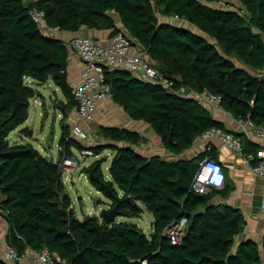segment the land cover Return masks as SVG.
<instances>
[{"label": "trees", "instance_id": "16d2710c", "mask_svg": "<svg viewBox=\"0 0 264 264\" xmlns=\"http://www.w3.org/2000/svg\"><path fill=\"white\" fill-rule=\"evenodd\" d=\"M33 7L45 11L47 26L63 31L125 29L175 86L218 93L234 117L264 125V75L258 74L264 69V0H0V206L9 223L7 239L21 252L55 250L70 264H264L258 241L246 238L234 249L235 236L245 229L241 209L210 201L217 193L226 196L228 187L208 192L192 187L200 159L212 155L214 145L192 158L148 156L137 149L148 140L139 131L99 124L102 140L90 146L96 154L114 150L110 177L102 167L106 156L83 170L88 176L92 171L90 180L110 197V208L118 203V215L110 222L96 214L77 215L60 164L73 147L85 146L66 121L77 108L67 70L70 49L61 37L41 30L31 16ZM114 13L124 27L116 25ZM158 13L178 15L197 30L161 21ZM104 71L113 100L132 118L150 123L175 153L213 126L225 129L193 97L127 69ZM50 78L66 96L59 106L64 115L57 160L29 141L9 137L28 118L31 99L41 94L38 86ZM22 130L32 133L28 126ZM143 206L153 213L150 234L134 221L117 220L139 216ZM182 216L187 228L173 243L166 228ZM261 245L264 249V237ZM0 264L6 262L0 258Z\"/></svg>", "mask_w": 264, "mask_h": 264}, {"label": "built area", "instance_id": "2783aa9c", "mask_svg": "<svg viewBox=\"0 0 264 264\" xmlns=\"http://www.w3.org/2000/svg\"><path fill=\"white\" fill-rule=\"evenodd\" d=\"M31 16L44 33L61 37L68 48L75 50L85 63L81 80L73 85L78 120L72 123L71 134L81 141L88 140L93 136V131L84 127L82 121L95 120L99 104L112 97L111 85L105 81V67L127 69L142 80L161 83L177 94L193 97L210 110L223 108L221 104L222 97L218 93L208 89L198 91L185 83H179L178 86H175L174 79L162 75L142 49L134 48L131 36L123 28L114 31L108 42H103L89 35L77 33L66 35L63 30L47 26L45 11L38 7L31 9ZM174 18L179 17L178 15L171 17V19ZM258 74L264 75V69L259 71ZM237 130L229 131L213 126L199 134L194 142L201 143L203 150L207 149L209 152L215 140L228 145L232 150L243 152V162L248 163L254 172L264 179V125H258L251 119H246ZM238 132L254 133L261 139L259 147L255 150H245ZM95 154L94 149L89 145H85L80 149L82 157ZM60 164L63 174L74 172L80 170L81 159L73 153L64 156L60 160ZM199 165L200 167L192 181V187L196 191L208 192L211 188L222 187L225 184L224 168L218 160L207 154L200 159ZM3 212L4 209L0 206V213ZM261 215H264V194L262 196L261 212L255 213L253 217L258 218ZM187 222V216H182L166 228L173 243H177L185 233ZM151 230L152 226L150 232ZM0 258L6 264H70L65 257L55 250L47 247L40 249L27 247L21 252L8 239L0 240Z\"/></svg>", "mask_w": 264, "mask_h": 264}, {"label": "crops", "instance_id": "0c3cea01", "mask_svg": "<svg viewBox=\"0 0 264 264\" xmlns=\"http://www.w3.org/2000/svg\"><path fill=\"white\" fill-rule=\"evenodd\" d=\"M114 16H115L116 25L118 27H124L120 19V16L117 13H114ZM159 16H160L159 19L161 21H171V22L182 24V25H185L184 22H186L188 23V25H185V26H188L193 30H197V27L195 25L189 23L186 20H183L180 18L171 19L172 16L168 17L162 14H159ZM75 33L89 35L100 41L108 42L112 34V29H109V28L98 29V28H93V27H88V26H82L80 29L76 31H70V30L64 31V34L66 35H72ZM133 45L135 49H142L140 44L136 41L134 42ZM67 70H68V78L72 86L81 80L83 72L85 70V63L82 61L78 53L72 49L69 50ZM51 80L52 79L50 78L46 83H43L38 86V89L41 92V94L39 95L41 96V99H38L37 97L32 98L35 102H38L39 104L43 106V109L39 112V114L42 116V123H41L42 128H44L45 126V117H46L45 95L43 93V88H45V85L48 83L50 85L51 83L49 81ZM56 107L59 108V105ZM207 109L210 111V113L215 118L223 122L226 130L238 131L237 129L241 126L243 122H245V120L234 117L229 111L225 110L224 108L216 109V110H210L209 108ZM61 111L63 114V110ZM27 120L28 118L25 120V122ZM77 120H78L77 109L73 108L69 112L66 118V121L69 123L71 127L72 123L76 122ZM95 120L97 121V125L99 124L119 125V126L128 127V128L139 131L148 140L138 145L137 149L140 152L148 156L152 154H160L161 156L165 158H169V159H175L179 157L192 158L204 152L203 145L197 142H194L190 148L183 150L180 154L169 150L164 145L161 137L156 133V131L154 130L153 126L150 123L144 120L134 119L131 116H129V114L124 110L123 106L115 102L112 97L99 104V107L96 112ZM82 122L85 123L84 121ZM22 124L17 126L14 130L20 128ZM26 126L32 129L29 125H26ZM22 128L19 129L20 131L18 132V134L12 135L11 137L10 136L11 132L14 131L12 130L9 134V137L16 138L18 139V141H21V142L23 141L31 142V138L35 137L34 130L32 129V133L29 134L26 131H23ZM238 134L240 135L243 141L245 150L256 149L257 147H259L261 139L258 136H256L254 133L250 132L249 134H247L245 132H238ZM101 140L102 139L100 138V141ZM214 146H215L214 152L211 156H214L215 159L218 160L223 165L224 172L226 175L225 184L222 187H218V189L222 191L228 187V193L226 196H224L221 193H217L212 196L210 201L213 203L227 202L241 209L244 215V218L246 220L245 229L243 230V232L235 236L234 249L242 240L246 238H252L258 241L259 243H261L264 237V215H261L258 218L253 217V215L255 213L261 212V202H262V196L264 194V179L261 178L257 173H255L252 167L248 163L243 162L242 160L243 152L232 150L229 146H227L226 144L218 140L214 141ZM47 148L49 149V151L51 150L50 145L47 146ZM49 151H46V154L53 157V155ZM73 151H74V147H73ZM42 153L44 154V152ZM59 156H60V143H59ZM89 163L90 162H84L83 164H81L82 165L81 169L82 167L88 165ZM102 167H103V164H102ZM82 172H84V170H82ZM105 175L107 178H109L110 172L105 173ZM118 190L121 193V190L119 188ZM123 217L125 216L119 215L117 216V219H122ZM100 218L102 219L101 216ZM128 218H131V217H128ZM128 221H133V220H128ZM151 224H152V221H151ZM8 231H9V223L7 219L4 217V215L0 213V240L1 241L2 240L4 241L7 239ZM146 233L150 234V230L147 231Z\"/></svg>", "mask_w": 264, "mask_h": 264}, {"label": "rangeland", "instance_id": "374dc122", "mask_svg": "<svg viewBox=\"0 0 264 264\" xmlns=\"http://www.w3.org/2000/svg\"><path fill=\"white\" fill-rule=\"evenodd\" d=\"M214 3H216L217 5H223V2L221 3V1ZM184 24L188 25V23L186 22H184ZM49 82L51 84L49 85L48 83L45 85V88H43V93L45 95L46 113L44 128H42L41 126L42 116L39 114V112L43 109V106L38 102H35L33 99L31 100V105L29 107L28 120L23 123L20 128L29 125L34 130L35 135V137L31 138V142L35 146H37V148L41 152H44V154H46V151H49L47 146L50 145L51 150L49 152L56 160L59 157V139L62 132L61 118L63 116L61 108H58L56 106H60L61 100H65L66 96L63 90L59 86H57V84L53 80ZM37 98L41 99V96H37ZM82 124L84 127L89 128L93 131V136L90 139L83 141L85 145L90 146L98 141L100 142V136L96 132V128L98 126L97 121L93 120ZM20 128L12 131L10 136L12 137V135L18 134ZM11 139L14 140L16 138ZM73 152L77 154V156H79V158L81 159V164H83L84 162L91 163L97 158L106 156L107 159L103 162V171L104 173L109 172L110 159L114 152L112 148H103L101 149L99 154L87 155L85 157H82V155H80V150L77 147H74ZM81 166L80 170H75L74 172H65L63 174L65 185L67 186L68 192L72 196V206L75 208L77 215L80 217H83L85 214H96L102 217V211L110 208L111 199L105 194L103 190L98 189L97 186L92 183L87 172L84 171L81 173V170H83V167L81 169ZM122 219L133 220L137 222L138 225L147 232L151 227L153 213L145 206H143V211L139 216H134L131 218L125 216ZM260 251L264 256V249L261 243Z\"/></svg>", "mask_w": 264, "mask_h": 264}, {"label": "water", "instance_id": "95a60500", "mask_svg": "<svg viewBox=\"0 0 264 264\" xmlns=\"http://www.w3.org/2000/svg\"><path fill=\"white\" fill-rule=\"evenodd\" d=\"M18 139H14V141H17ZM90 179L92 178V171L89 172ZM101 185L107 189H109V185L104 181L101 180ZM102 218H104L105 221L110 222L112 219L118 215V203L115 204L112 208H108L102 211Z\"/></svg>", "mask_w": 264, "mask_h": 264}]
</instances>
